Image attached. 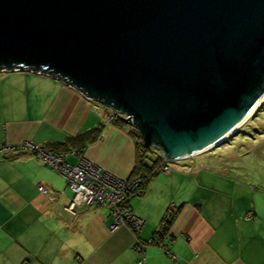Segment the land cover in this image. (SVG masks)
I'll return each mask as SVG.
<instances>
[{"label": "crops", "instance_id": "0c3cea01", "mask_svg": "<svg viewBox=\"0 0 264 264\" xmlns=\"http://www.w3.org/2000/svg\"><path fill=\"white\" fill-rule=\"evenodd\" d=\"M108 113L51 76L0 73V264H264L262 193L237 170H215L220 164L206 152L189 163L165 158L172 170L128 197L143 220L138 233L125 224L112 229L105 206L68 210L73 193L63 176L19 146L30 142L75 161L73 150L82 149L101 170L132 179L135 138Z\"/></svg>", "mask_w": 264, "mask_h": 264}, {"label": "water", "instance_id": "95a60500", "mask_svg": "<svg viewBox=\"0 0 264 264\" xmlns=\"http://www.w3.org/2000/svg\"><path fill=\"white\" fill-rule=\"evenodd\" d=\"M17 65L70 81L181 159L264 99V0H0V66Z\"/></svg>", "mask_w": 264, "mask_h": 264}, {"label": "built area", "instance_id": "2783aa9c", "mask_svg": "<svg viewBox=\"0 0 264 264\" xmlns=\"http://www.w3.org/2000/svg\"><path fill=\"white\" fill-rule=\"evenodd\" d=\"M20 70L34 74L48 75L61 81L65 85L77 90L84 97L111 109L114 113L113 115H116L114 119L121 118L124 121H127L136 127L140 133L137 124L134 123V121H130L127 114L116 110L113 106L107 105L101 100L89 96L83 89L75 86L61 76L52 74L44 68L18 65L11 67L2 66L0 68L1 72H15ZM22 145L23 146H19V148H30L46 165L56 169L63 176L66 187L73 193L67 207L68 210L74 212L77 208L88 205H96L99 207L107 206L114 217L111 226L112 229H116L119 225L125 224L135 233L140 231L143 225V220L135 216L125 206L128 194L132 192L139 183L138 177H133L131 180L118 178L107 171L101 170L99 166L86 159L82 153L77 151L72 152V154L77 157V162L75 164H69L65 161L66 154L64 152H52L48 149L40 148L30 142H24ZM153 147L158 148L154 145ZM171 168L170 165L164 163L162 170L169 171L172 170ZM39 189L45 191L43 186H39Z\"/></svg>", "mask_w": 264, "mask_h": 264}, {"label": "rangeland", "instance_id": "374dc122", "mask_svg": "<svg viewBox=\"0 0 264 264\" xmlns=\"http://www.w3.org/2000/svg\"><path fill=\"white\" fill-rule=\"evenodd\" d=\"M1 67L2 66H0V68ZM0 73L6 72L0 71ZM84 98L92 101L86 97ZM107 109L109 111L107 121L112 123L116 115H113L114 113L111 109ZM238 124L240 125L236 129H234V131L231 132L227 137H225L220 144H218L219 142L217 143L218 146H210L208 149L201 150L197 153L206 152V154H209L210 158L212 157L215 161H213L212 163H218V165L220 164L219 167H214V169L217 171H239L245 177H239V179L251 183L250 185L252 189H257L260 193H262L264 197V102L260 104V106L250 118L243 122L241 120ZM127 126L128 129L130 128L129 130H132V132L136 133L137 136H134L135 141H138V144L139 142H143L142 136L137 128L130 123H127ZM148 148L153 149L155 147H153V145H148ZM158 153L162 156V159L160 161L161 163H163L165 156L161 151H159L158 148L152 150L151 156L155 157ZM197 153H195L194 155H196ZM194 155L191 157L187 156L186 158L177 159V161H186L189 163L191 162ZM167 160L175 161L172 159ZM68 161L75 162V160L73 158H70V156L68 158ZM172 164L173 162L171 163V165ZM255 175L257 177H255Z\"/></svg>", "mask_w": 264, "mask_h": 264}, {"label": "trees", "instance_id": "16d2710c", "mask_svg": "<svg viewBox=\"0 0 264 264\" xmlns=\"http://www.w3.org/2000/svg\"><path fill=\"white\" fill-rule=\"evenodd\" d=\"M113 123L115 125H118L119 127H124V126H127L128 122L124 121L121 118H116V119H114ZM130 134L133 137L137 136L135 132H132V130H130ZM80 137L81 136H78V138H80ZM136 147H137V157H136L135 172H134L135 175H134V177H138L139 183L134 188V190L128 194V197L129 196L132 197V196H136V195H141L144 192V189H145V186H146L147 182L152 177L157 175L163 169V166H164V163H165V162L161 163L160 160L162 159L161 158L162 156L159 153L156 154L155 157L151 156L152 155V150H155V148H153V149L148 148V144H144L143 142H141V143L139 142V144H138V141H136ZM73 151H77V152H80V153L83 152L82 149H75ZM33 153L36 154L34 151H33ZM154 153H156V152H154ZM72 156H74V155H72ZM74 157H76V156H74ZM65 161L67 163H69V164H75L77 162V157H76V161L75 162L74 161L73 162L68 161V159L66 157H65ZM128 197H127L125 202H127ZM125 206L129 209L128 204H125ZM105 207H107V206H105ZM108 210H109V215L112 217V219L114 221V217H113L109 207H108ZM171 220H172V217L169 218V219H165L163 221V223L161 224L159 230L155 233V235L151 239L150 243H153V244L154 243H158V238L162 237L164 235V232L167 231V229L169 228V225L171 223Z\"/></svg>", "mask_w": 264, "mask_h": 264}, {"label": "bare ground", "instance_id": "6f19581e", "mask_svg": "<svg viewBox=\"0 0 264 264\" xmlns=\"http://www.w3.org/2000/svg\"><path fill=\"white\" fill-rule=\"evenodd\" d=\"M262 102H264V99L253 109V110H251L243 119H242V122L243 121H245V120H247L248 118H250L253 114H254V112L257 110V108L260 106V104L262 103ZM240 122V121H239ZM238 122V123H239ZM236 124L231 130H229L224 136H222L217 142H215L214 144H212V145H210V146H215L218 142H220V141H222L225 137H227L231 132H233L234 131V129H236L240 124ZM210 146H208V147H206V148H204V149H202V150H205V149H208Z\"/></svg>", "mask_w": 264, "mask_h": 264}]
</instances>
